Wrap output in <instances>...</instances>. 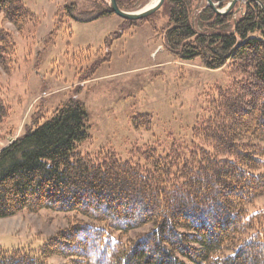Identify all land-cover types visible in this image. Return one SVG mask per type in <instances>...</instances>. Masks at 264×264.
I'll list each match as a JSON object with an SVG mask.
<instances>
[{
    "label": "trees",
    "instance_id": "16d2710c",
    "mask_svg": "<svg viewBox=\"0 0 264 264\" xmlns=\"http://www.w3.org/2000/svg\"><path fill=\"white\" fill-rule=\"evenodd\" d=\"M197 1L165 0L167 49L212 70L230 62L241 77L218 91L209 116L198 118L193 137L202 146L146 156L144 166L114 153L84 156L77 150L91 138L88 112L71 98L0 150V219L47 209L87 222L76 218L37 256L3 250L0 264H49L51 257L73 264H264V208L250 209L264 197V0L239 2L226 14L206 1L197 14ZM214 1L220 9L228 4ZM117 3L136 10V0ZM105 5L79 18L112 14ZM239 5L246 10L237 16ZM0 12L18 31L37 19L23 0H0ZM16 52L15 35L0 24V65ZM8 114L0 97V122ZM139 117L135 127L152 126V116Z\"/></svg>",
    "mask_w": 264,
    "mask_h": 264
},
{
    "label": "rangeland",
    "instance_id": "374dc122",
    "mask_svg": "<svg viewBox=\"0 0 264 264\" xmlns=\"http://www.w3.org/2000/svg\"><path fill=\"white\" fill-rule=\"evenodd\" d=\"M23 1L37 16L23 31L5 21L0 12V24L17 41L15 56L6 68L0 65V97L9 107L7 118L0 122V150L77 98L88 112L91 135L78 147L80 154L103 158L114 153L122 162L141 166L146 156L168 157L175 147L187 154L202 146L193 137L198 118L209 116L220 89L241 78L230 62L212 70L199 59L180 60L167 49L169 7L165 1L154 14L137 21L113 12L94 20L79 18L80 13L105 9V0ZM153 1L136 0L134 11ZM204 1L195 2V13ZM72 6L74 13L69 15L66 7ZM239 8L237 16L245 14L246 6ZM145 115L152 116V126L135 127L134 118ZM263 208L264 197L250 207L251 212ZM76 218L87 222L74 213L47 209L2 218L0 252L23 250L37 256L46 242ZM47 262L73 264L61 257Z\"/></svg>",
    "mask_w": 264,
    "mask_h": 264
},
{
    "label": "water",
    "instance_id": "95a60500",
    "mask_svg": "<svg viewBox=\"0 0 264 264\" xmlns=\"http://www.w3.org/2000/svg\"><path fill=\"white\" fill-rule=\"evenodd\" d=\"M164 1L165 0H156V1L152 2L151 4L145 6L144 8L137 10V11H126V10L121 9L117 3V0H109V6H110V10L114 14L120 16L124 20L137 21V20L145 19V18L151 16L152 14H154L157 10H159L161 8ZM205 1L207 3V6H209L211 9H213L217 14H226L235 7L236 3L239 0H220V2L221 1L229 2V5L223 9H220L218 7L219 2L216 3L214 0H205ZM249 1L250 0H248V2ZM258 3H259V1H258ZM259 4L264 8V6L261 3H259ZM240 9L241 8L237 9L236 13H238Z\"/></svg>",
    "mask_w": 264,
    "mask_h": 264
},
{
    "label": "bare ground",
    "instance_id": "6f19581e",
    "mask_svg": "<svg viewBox=\"0 0 264 264\" xmlns=\"http://www.w3.org/2000/svg\"><path fill=\"white\" fill-rule=\"evenodd\" d=\"M154 1H156V0H154ZM154 1H153V2H154Z\"/></svg>",
    "mask_w": 264,
    "mask_h": 264
}]
</instances>
